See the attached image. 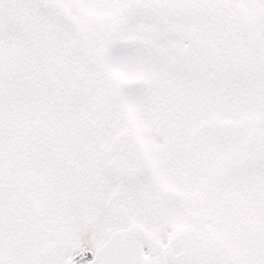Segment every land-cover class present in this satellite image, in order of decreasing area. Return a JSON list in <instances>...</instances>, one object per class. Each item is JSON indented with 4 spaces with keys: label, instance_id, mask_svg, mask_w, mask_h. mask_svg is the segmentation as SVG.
I'll return each mask as SVG.
<instances>
[{
    "label": "snow or ice",
    "instance_id": "obj_1",
    "mask_svg": "<svg viewBox=\"0 0 264 264\" xmlns=\"http://www.w3.org/2000/svg\"><path fill=\"white\" fill-rule=\"evenodd\" d=\"M0 264H264V0H0Z\"/></svg>",
    "mask_w": 264,
    "mask_h": 264
}]
</instances>
